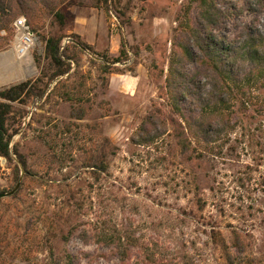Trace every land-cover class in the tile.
Wrapping results in <instances>:
<instances>
[{"label":"rangeland","instance_id":"374dc122","mask_svg":"<svg viewBox=\"0 0 264 264\" xmlns=\"http://www.w3.org/2000/svg\"><path fill=\"white\" fill-rule=\"evenodd\" d=\"M56 1L67 18L61 30L63 45H70L74 35L84 41L95 34L96 43L89 45L113 59L119 55L123 36L128 58L112 64L120 73L103 74L97 63L89 61L90 57L100 61V57L69 46L79 59L77 72L73 73V63L69 81L58 84L50 98L31 97L27 104H20L25 115L15 114L8 121L19 127L10 145L17 142L25 154L29 175L21 168L18 188L0 198V264H46L48 245L56 256L66 250L73 253L76 264H119L105 246L96 241L84 243L78 236L81 229L94 231L104 222L126 227L162 250L177 249L178 264H225L221 239L229 244L236 232L245 253L264 264V112H255L261 100L257 92L246 103L248 118L238 120L232 130L203 150L201 159L185 162L172 136L167 138L170 148L150 154L129 141L154 106L166 112L164 75L176 18L186 0H119L117 7L127 21L123 24L112 7L110 16L92 7L95 0ZM220 3L229 7L222 31L231 38L240 25L259 27L263 22L262 14L254 13L248 0ZM36 10L17 14L0 30V53L10 49L16 18L25 17L34 32L35 44L26 57L32 69L28 78L37 76L46 64L43 37L54 29L47 10ZM82 30L85 35L78 33ZM16 64L11 59L0 61V77L15 72ZM122 75H137L131 90ZM65 77L53 79L46 92ZM4 88L8 86H0ZM79 107L85 110L83 119L72 116ZM105 138L109 140L108 169L96 176L91 165ZM161 154L172 156V162H158ZM12 166L0 158V192L16 184ZM67 191L74 193L87 214L77 216L71 211L65 200ZM72 226L77 229L63 240L62 233ZM212 231L218 240L211 237Z\"/></svg>","mask_w":264,"mask_h":264},{"label":"trees","instance_id":"16d2710c","mask_svg":"<svg viewBox=\"0 0 264 264\" xmlns=\"http://www.w3.org/2000/svg\"><path fill=\"white\" fill-rule=\"evenodd\" d=\"M118 4L119 0H95L91 6L102 8L106 16L111 15L109 10L112 7L118 21L123 24L127 21L122 19L124 13L117 7ZM248 4L254 13L262 14L263 22L259 27L240 25L238 34L231 38L222 31L230 15L228 6H221L220 0H186L176 18L177 25L173 30L164 75L162 88L166 112L154 106L129 137L132 146L142 147L149 154L153 151L159 152L165 146L171 147L167 138L172 136L185 162L201 159L203 150L232 130L238 120L248 118L245 115L246 103L252 102L255 92L261 97L255 112H264V0H248ZM40 7L50 14L54 27L43 37L46 64L37 76L0 90V158L13 164L12 178L15 183L20 177L21 168L25 174L29 173L27 158L19 150L18 143L10 145L11 136L19 127H13L8 121L15 114L20 117L25 115L26 109L20 104H27L31 97L45 96V100L50 98L58 84L69 81L72 75L69 72L70 66L73 63V73L77 72L79 59L69 51V46L80 52L88 49L100 57V61L92 57L89 61L97 63L96 67L103 74L120 73V69L112 64L128 58L123 36L119 39V55L113 59L106 53L96 52L77 35H74L70 45H63L64 34L61 30L67 18L60 1L56 0H0V30L7 28L17 14H33ZM132 51L137 55L136 48ZM63 75L66 77L58 79L53 89L46 92L49 83ZM64 96L70 98L69 93ZM84 115L83 107L72 111L75 119H83ZM67 128L69 129L68 126ZM103 142L99 156L91 165L96 176L108 169L105 153L106 144H109L108 138ZM171 157L169 154H161L157 160L162 164L171 163ZM67 193L65 200L71 211L77 216L87 214L88 212L82 211L83 205L78 202L74 193ZM76 229L77 226H72L66 233H62L63 240H67ZM78 236L84 243L96 241L105 246L119 264H128L131 258L134 260L129 264L179 263L177 249L170 252L150 245L134 231L116 223L108 226L104 222L95 226L94 231L81 229ZM211 237L218 240L215 231H212ZM230 237L229 244L225 239H221L220 243L225 264H261L255 257L245 253L243 242L236 232ZM76 261V256L70 251L66 250L62 256H56L52 245H48L46 264H76Z\"/></svg>","mask_w":264,"mask_h":264},{"label":"bare ground","instance_id":"6f19581e","mask_svg":"<svg viewBox=\"0 0 264 264\" xmlns=\"http://www.w3.org/2000/svg\"><path fill=\"white\" fill-rule=\"evenodd\" d=\"M29 55V51L20 53L18 52L17 48L12 44L10 49L7 51L0 53V61L5 60H14L16 64V71L0 77V86H8L15 83H18L24 79H26L29 75L32 74V69H30V66L27 65L26 57ZM19 62V64H18ZM23 65V66H22Z\"/></svg>","mask_w":264,"mask_h":264},{"label":"built area","instance_id":"2783aa9c","mask_svg":"<svg viewBox=\"0 0 264 264\" xmlns=\"http://www.w3.org/2000/svg\"><path fill=\"white\" fill-rule=\"evenodd\" d=\"M13 37L11 45L13 44L18 52L23 53L32 49L35 44V36L31 27L27 23L25 17L20 16L16 18L13 23ZM10 45V47H11Z\"/></svg>","mask_w":264,"mask_h":264},{"label":"crops","instance_id":"0c3cea01","mask_svg":"<svg viewBox=\"0 0 264 264\" xmlns=\"http://www.w3.org/2000/svg\"><path fill=\"white\" fill-rule=\"evenodd\" d=\"M87 22V21H86ZM92 22H89V23H86V25H91ZM79 34L82 35V33L85 35V32H83V30L80 32H78ZM95 34H93V37L91 39H89V37L86 38V41L88 44H91V45H94L96 42H95ZM110 53L113 52L112 49H109ZM136 77L137 75H134V76H130V75H122L121 78L123 80H125L124 82H126L127 84H129L128 86V90H131L132 86H133V82L136 80ZM124 82L122 84V86H124ZM129 92V91H128Z\"/></svg>","mask_w":264,"mask_h":264},{"label":"water","instance_id":"95a60500","mask_svg":"<svg viewBox=\"0 0 264 264\" xmlns=\"http://www.w3.org/2000/svg\"><path fill=\"white\" fill-rule=\"evenodd\" d=\"M28 78V77H27ZM26 78V79H27ZM25 80V79H24ZM23 81V80H22ZM21 82V81H20ZM19 83V82H18ZM16 84V83H15ZM14 85V84H12ZM11 85H8V87H10ZM22 170H21V174H20V177L18 179V181L16 182V184L14 185V187H12L10 190L8 191H3V192H0V198L2 199V197H6V196H10L11 194H13V192L18 188L19 184H20V179H21V175H22Z\"/></svg>","mask_w":264,"mask_h":264}]
</instances>
